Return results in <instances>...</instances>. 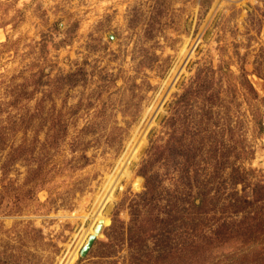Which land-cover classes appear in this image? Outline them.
Instances as JSON below:
<instances>
[{
	"label": "rangeland",
	"instance_id": "rangeland-1",
	"mask_svg": "<svg viewBox=\"0 0 264 264\" xmlns=\"http://www.w3.org/2000/svg\"><path fill=\"white\" fill-rule=\"evenodd\" d=\"M73 250L264 264V0H0V264Z\"/></svg>",
	"mask_w": 264,
	"mask_h": 264
},
{
	"label": "bare ground",
	"instance_id": "bare-ground-1",
	"mask_svg": "<svg viewBox=\"0 0 264 264\" xmlns=\"http://www.w3.org/2000/svg\"><path fill=\"white\" fill-rule=\"evenodd\" d=\"M182 53H183V51H182ZM175 72V70H174V68H173V70L171 71V74L172 73H174ZM178 75V74H177ZM173 78V77H172ZM167 82V81H166ZM165 85V84H164ZM168 91V90H167ZM166 91V92H167ZM156 106V105H155ZM158 107V106H157ZM160 108V107H159ZM148 111V110H147ZM152 119V118H151ZM148 120V119H147ZM150 122V121H149ZM148 124V123H147ZM149 125V124H148ZM144 136V135H143ZM137 137V136H136ZM141 138H143V137H141ZM140 139V138H139ZM139 139H137L138 140V142L140 141ZM142 140V139H141ZM137 142V143H138ZM141 143V142H140ZM136 146V145H135ZM132 145L130 144L129 146H128V148H127V150H126V152H129V151H132V149H134V151H133V155H134V152H136V148L137 147H135V148H132ZM136 149V150H135ZM135 156V155H134ZM116 181V180H115ZM112 182V181H111ZM114 182V181H113ZM117 182V181H116ZM117 184V183H116ZM135 184H136V182L134 183V186H135ZM109 186V185H108ZM112 187V186H111ZM112 192V191H111ZM109 198H110V196H109ZM107 200V199H106ZM99 211V210H98ZM95 213V212H94ZM95 219L96 220H99L100 222H102V223H106L107 222V219H105V218H103L99 213H96V215H95ZM94 220V219H93ZM94 227V226H93ZM92 230V229H91ZM88 231H90V228L88 229ZM87 234V233H86ZM84 235V234H83ZM85 236V235H84ZM86 237V236H85ZM82 242V241H81ZM75 257V250H73L71 253H69V255H68V258H67V262L65 263V264H70V263H72V260H73V258Z\"/></svg>",
	"mask_w": 264,
	"mask_h": 264
},
{
	"label": "water",
	"instance_id": "water-1",
	"mask_svg": "<svg viewBox=\"0 0 264 264\" xmlns=\"http://www.w3.org/2000/svg\"><path fill=\"white\" fill-rule=\"evenodd\" d=\"M92 240H93V236H90V237L88 238L87 244H86V245L82 248V250H81V253H82V254H85V252L87 251L88 247L90 246Z\"/></svg>",
	"mask_w": 264,
	"mask_h": 264
}]
</instances>
